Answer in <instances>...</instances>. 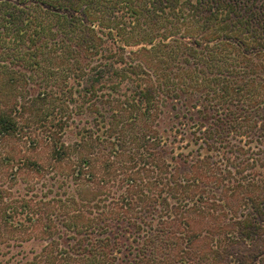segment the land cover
I'll list each match as a JSON object with an SVG mask.
<instances>
[{"label":"trees","instance_id":"16d2710c","mask_svg":"<svg viewBox=\"0 0 264 264\" xmlns=\"http://www.w3.org/2000/svg\"><path fill=\"white\" fill-rule=\"evenodd\" d=\"M2 95L74 189L0 188V264H264V0H0Z\"/></svg>","mask_w":264,"mask_h":264},{"label":"rangeland","instance_id":"374dc122","mask_svg":"<svg viewBox=\"0 0 264 264\" xmlns=\"http://www.w3.org/2000/svg\"><path fill=\"white\" fill-rule=\"evenodd\" d=\"M0 101H6V96L2 95ZM89 123V116L85 114H81L80 111H75L73 115L72 123L67 129L64 131L63 140L67 144H72L77 138V132L80 128L84 127ZM11 154L15 155V158L26 156L32 160L39 161L41 164H46L50 160V146L44 140V132L39 128L32 129L28 132L26 129L22 130L20 136H16L15 139L10 140L7 144ZM9 169V168H8ZM8 169L0 167V188H6L7 193L10 197L15 198L21 195L28 197L30 192L27 191L25 187L24 181L26 180H35L38 184V189L32 194L35 196L43 195L46 193L47 195H53L55 197H63L72 192L74 189V185L69 178V170L63 167H57V171L55 173H51V179L38 178L35 176L24 174L27 173L25 171H21L18 175V180H13L9 178ZM6 171V172H5ZM115 188H110L109 190L112 192ZM107 192V187L103 188L100 194V197ZM119 192V190H116ZM88 197H90L88 195ZM82 205H84L82 203ZM84 208L88 210V212H92L91 205H87ZM61 236V235H60ZM14 236L11 234H7L2 237L3 242H12V238ZM58 239V238H57ZM60 240V239H59ZM15 242H20V239Z\"/></svg>","mask_w":264,"mask_h":264}]
</instances>
